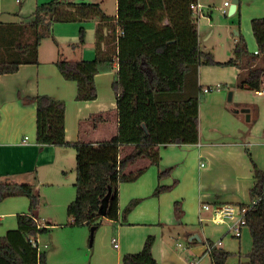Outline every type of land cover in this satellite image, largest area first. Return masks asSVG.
<instances>
[{
  "label": "crops",
  "instance_id": "0c3cea01",
  "mask_svg": "<svg viewBox=\"0 0 264 264\" xmlns=\"http://www.w3.org/2000/svg\"><path fill=\"white\" fill-rule=\"evenodd\" d=\"M49 1L0 0V21H28L39 4ZM224 1L198 0L202 15L195 16L200 45L213 56L214 51L203 47V42L215 35L213 11L229 14V8L224 13ZM96 2L106 14L117 15V0H112L113 10L108 9L107 0ZM238 16L248 51L259 54L255 65L264 67V53L259 52L252 29L254 18H264V0H240L228 24L236 26L234 23H237L239 27ZM98 24V18L55 23L53 36L43 39L40 44L37 64H23L14 73L0 74V179L8 177L17 183L35 182L33 177L39 183L52 181V173L60 174L61 169L65 171L75 149L71 145L38 144L37 107L31 99L33 96L49 95L64 101L66 140L69 143H99L118 134L117 95L112 86L119 69L118 61L113 59L109 70L96 74L98 96L89 101L77 100V82L64 78L56 64L60 54L67 60H94ZM82 27L86 32V42L78 45ZM238 27L237 30L235 28L237 38L234 45L241 33ZM231 30L230 27L227 36L228 58L217 60L214 57L218 62L234 56L235 47L230 44ZM245 73L243 68L233 65L199 66L197 81L204 98L199 106V141L162 145L158 165L152 164L148 158H139L127 167L128 173L145 170L134 181L119 184V220L114 223L103 217L97 226L101 233L94 235L92 243L89 239L90 246L94 248L91 264L99 259L102 264H124V255L141 251L149 236L155 237L152 252L159 264H212L208 241L231 252L226 264H249V253L253 248L249 226H243L241 236L237 237L228 231L226 223L214 220L213 212L214 207L222 204L240 207L252 204L257 197H252L251 193L257 181L253 163L264 171V89L240 87ZM228 82L237 84L233 93L237 103L234 108L226 105L228 99L223 84ZM205 88L209 89L208 92ZM133 150L134 146L130 144L120 146L119 158ZM167 170H170L169 175L160 179L159 173ZM158 185L172 188L156 195ZM19 197L26 196L8 197L0 205V235L15 229L12 228L13 219L18 226L19 214H30L27 206L22 212L9 207V202ZM134 199L139 202L125 214L124 210ZM176 202L181 203L179 214ZM204 204L210 205V209H204ZM38 209L33 214L34 219L48 230L33 238L32 242L39 252L45 254L46 264H73L56 260L54 240L51 239V245L49 240L43 243L42 235L65 225L80 226L74 225V218L68 213L65 218L67 224H64V216L43 214L42 209ZM182 239H185L184 244ZM49 248L54 250L48 253Z\"/></svg>",
  "mask_w": 264,
  "mask_h": 264
},
{
  "label": "trees",
  "instance_id": "16d2710c",
  "mask_svg": "<svg viewBox=\"0 0 264 264\" xmlns=\"http://www.w3.org/2000/svg\"><path fill=\"white\" fill-rule=\"evenodd\" d=\"M198 0H117V15L106 14L99 3L85 0H51L39 4L28 21H0V74L14 73L23 64L39 62V47L43 39L53 36L55 23L83 22L99 19L94 60H67L56 64L68 80L77 82L79 101L98 96L96 74L109 70L113 59L119 69L113 81L117 95L118 134L99 143L66 140V105L49 95L31 97L37 107V142L40 145L66 146L76 150V198L68 205L67 213L74 225L92 227L100 218L119 220V184L132 182L145 169L126 172L139 158L152 164L161 161L159 148L167 144H194L199 141V106L204 100L197 75L201 65H233L243 68L240 87L264 89V67L255 65L259 54L248 51L240 33L234 56L218 62L211 52L201 48L197 17L192 5ZM252 29L264 53V18H254ZM85 43V30L80 29V42ZM105 45L106 48H105ZM125 144L134 150L119 158V147ZM257 181L251 191L259 200L246 215L253 248L249 264H264V171L255 163ZM170 170L159 173V178ZM158 185L155 194L170 190ZM29 198L30 214L18 215V226L0 235V264H46L45 254L32 242L47 232L34 219L40 205L35 184L17 183L8 177L0 179V203L11 196ZM139 202L132 200L124 213ZM181 203L176 202L179 214ZM182 211V210H181ZM100 226V225H98ZM154 236H149L143 249L128 253L124 264H159L153 256ZM212 245V264H226L231 252Z\"/></svg>",
  "mask_w": 264,
  "mask_h": 264
},
{
  "label": "rangeland",
  "instance_id": "374dc122",
  "mask_svg": "<svg viewBox=\"0 0 264 264\" xmlns=\"http://www.w3.org/2000/svg\"><path fill=\"white\" fill-rule=\"evenodd\" d=\"M87 2H96L97 0H85ZM107 6L109 10H113V3L112 0H107ZM214 20H215V35L210 38L209 40H204L203 47H207V50L214 51V57L217 60H224L228 58L227 55V36H228V29L231 27L232 30L230 32V44L234 47V39L237 38V35L234 33L235 28L237 30V23L236 26L232 24H228V20L231 19L232 15L227 14H218L216 11H213ZM239 27L238 30L241 32L240 26V18L238 16ZM242 34V32H241ZM243 35V34H242ZM239 37V36H238ZM237 40V39H236ZM247 41V40H246ZM79 42V41H78ZM85 42H86V32H85ZM205 47V48H206ZM224 88L223 91L226 93V99H228V94L230 91L235 92L236 89V82H228L227 84H223ZM234 96V95H233ZM226 105L229 108H234L237 103L236 100L233 99L232 101H226ZM73 153L69 160L67 161L65 171H62L60 174L52 173L51 177L52 181H43L39 183L37 178L33 177V180L37 185L40 193V205L39 209H42L43 214L54 213L58 215L59 218L64 216L62 222L67 224L65 218H67L66 208L76 198V181H77V172H76V151L75 149L72 150ZM3 202L0 203V205ZM30 201L27 197H19L14 198L12 202H9V207L12 206V210H16L15 212H22L26 206L29 210ZM38 209V210H39ZM11 210V209H10ZM43 216V215H41ZM15 218V217H14ZM12 228H16L17 222L13 219ZM1 226V224H0ZM1 230V227H0ZM5 229L3 228V231ZM1 232V231H0ZM99 232L97 229L95 233V237ZM43 243L49 240V244L51 245V239L54 240L55 245L57 246L56 251L54 254L57 256L55 257L56 260L62 262H73V264H91V252L93 251V246H90V228L87 226L84 227H73L70 225H65L64 228H55L51 230L48 234L42 235ZM182 243H185V239H182ZM43 247V245H42ZM51 247V246H50ZM54 249L49 248L47 252H52ZM54 259V260H55ZM102 260L99 259L95 260L93 264H102ZM65 264V263H62Z\"/></svg>",
  "mask_w": 264,
  "mask_h": 264
},
{
  "label": "built area",
  "instance_id": "2783aa9c",
  "mask_svg": "<svg viewBox=\"0 0 264 264\" xmlns=\"http://www.w3.org/2000/svg\"><path fill=\"white\" fill-rule=\"evenodd\" d=\"M232 4V0L224 1V13L228 11V8ZM195 15L200 17L202 15V7L197 2L192 5ZM209 89L205 88V92H208ZM260 197H256V200L247 206H236L233 204H222L220 206L214 207V220L216 222L226 223L228 225V231L232 232L235 236L239 237L242 234V227L246 224V215L251 210L253 205L259 200ZM204 209H210V205L204 204ZM115 245L117 246L116 240L114 239ZM212 245H209V250L212 249Z\"/></svg>",
  "mask_w": 264,
  "mask_h": 264
},
{
  "label": "water",
  "instance_id": "95a60500",
  "mask_svg": "<svg viewBox=\"0 0 264 264\" xmlns=\"http://www.w3.org/2000/svg\"><path fill=\"white\" fill-rule=\"evenodd\" d=\"M240 3V0H232V4L229 7V15H232L236 12L237 7ZM233 99V91H230L228 94V100L232 101ZM235 111H238V109H236ZM247 119H249V116L247 115ZM103 217H100L91 227V234H90V241L91 243L94 240V235H95V231L97 229V226L100 225L102 223Z\"/></svg>",
  "mask_w": 264,
  "mask_h": 264
}]
</instances>
